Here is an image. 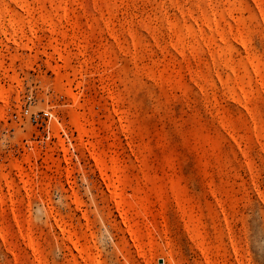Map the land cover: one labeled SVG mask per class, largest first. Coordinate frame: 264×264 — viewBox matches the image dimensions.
Here are the masks:
<instances>
[{
	"label": "rangeland",
	"instance_id": "rangeland-1",
	"mask_svg": "<svg viewBox=\"0 0 264 264\" xmlns=\"http://www.w3.org/2000/svg\"><path fill=\"white\" fill-rule=\"evenodd\" d=\"M0 86V264H264V0H0Z\"/></svg>",
	"mask_w": 264,
	"mask_h": 264
},
{
	"label": "bare ground",
	"instance_id": "bare-ground-1",
	"mask_svg": "<svg viewBox=\"0 0 264 264\" xmlns=\"http://www.w3.org/2000/svg\"><path fill=\"white\" fill-rule=\"evenodd\" d=\"M47 33H49V34H52L53 32L50 30V29H46L45 30ZM1 33L3 34V35H5V37H6V34H5V32H2L1 31ZM20 47L22 48V49H30V47L27 45V44H25V43H21L20 44ZM47 49L51 52V54H53V55H57L60 59L63 57L62 56V54L59 52V50L57 49V47L53 44V42H49L48 44H47ZM58 82V83H57ZM55 86H56V88L58 89V90H63L64 91V94H65V97L68 99V100H70V101H72L73 103H75L76 102V100H77V97L72 93V90H71V88H70V86H69V84H67L66 86H61L60 84H59V80L58 79H56L55 80ZM10 92V89L9 88H6V87H4V86H0V96L2 95V94H7V93H9ZM67 111H68V113L70 114V116H71V120H70V126H71V129L73 130V131H76L77 133H78V135H79V137H80V139H79V141H78V146H80V147H82V148H85V144H84V142L81 140V136H82V134L84 135V129H83V126L81 125V123H80V120L84 117V114L83 113H81V112H79V111H77L75 108H74V106H68L67 107ZM55 147L57 148V149H59V150H61L63 153H65V149H64V146H63V142H57V143H55ZM89 156H91L90 158H92V160L94 161V168L96 169V170H98V172L100 173V176L102 177L101 179L105 182V175H104V170H103V162H101V159L99 158V157H94V156H92V155H89ZM25 161L26 162H29L30 160L29 159H25ZM65 162H66V160H65ZM109 169H110V171H111V173L112 174H114V172H115V169H114V166L113 165H111L110 167H109ZM109 185L107 184V187H108ZM113 186V185H112ZM117 196H118V194L115 192V187L113 186V190L112 191H109V193L107 194V196H106V200H107V202L108 203H112V204H114L113 206H115V208L117 209L118 208V202L116 201V198H117ZM71 204H72V210L74 211V212H76V213H79L80 215H81V219L82 220H84L85 222H88L89 220H88V217H87V215L85 214V212L83 211V209H82V205H81V202L78 200V199H75V198H73L72 200H71ZM54 222H55V224L57 225V227L59 228V230H60V233H62V234H64L65 232H64V230L63 229H61L60 228V226L58 225V222H57V220L56 219H54ZM18 232H19V230H18ZM28 236V235H27ZM25 237V236H24ZM23 236H22V234L20 235V233H19V238L20 239H23V240H26L27 241V245L30 247V248H32V250H33V252L35 251V244H34V241L30 238V237H27L26 239L24 238ZM64 240L69 244V246H70V248L71 249H74V250H76V251H78V252H80L78 249H77V246H76V243L73 241V238H72V236H71V234L70 233H68L66 236H65V238H64ZM130 241H131V245H132V247H134L136 250H137V246H136V244H135V241H134V239H133V237H131L130 238ZM127 242V241H126ZM68 248V247H67ZM138 252V251H137ZM163 260V259H162ZM95 262V261H94ZM165 262V261H164ZM93 264H97V263H93ZM174 264V263H173ZM176 264V263H175Z\"/></svg>",
	"mask_w": 264,
	"mask_h": 264
},
{
	"label": "built area",
	"instance_id": "built-area-1",
	"mask_svg": "<svg viewBox=\"0 0 264 264\" xmlns=\"http://www.w3.org/2000/svg\"><path fill=\"white\" fill-rule=\"evenodd\" d=\"M30 98L27 97V100ZM51 113L46 110H41V111H34L32 112L29 107L23 106L20 109V112L18 114H13L12 118L17 120V121H23V122H29L32 125L42 127L46 126L47 122L50 120ZM37 131L41 130H47L48 128H35ZM35 138L38 137V134L35 133L34 135ZM49 137L47 134L46 138ZM156 264H165L164 260H159L156 262Z\"/></svg>",
	"mask_w": 264,
	"mask_h": 264
}]
</instances>
